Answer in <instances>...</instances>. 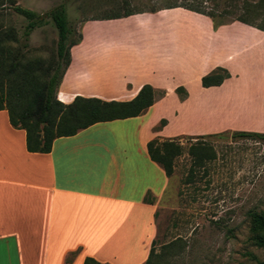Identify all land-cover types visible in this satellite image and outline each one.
Listing matches in <instances>:
<instances>
[{
  "label": "crops",
  "instance_id": "crops-1",
  "mask_svg": "<svg viewBox=\"0 0 264 264\" xmlns=\"http://www.w3.org/2000/svg\"><path fill=\"white\" fill-rule=\"evenodd\" d=\"M177 16L184 19L176 24ZM100 24L107 26L104 36L87 34ZM216 68L229 78L202 87L201 78ZM144 85L165 96L137 117L55 139L46 154L28 152L24 130L14 129L0 110V264H64L74 251L72 264L86 257L142 264L153 237L154 203L169 180L147 156V143L225 132L264 134V31L239 21L214 28L205 15L180 7L92 20L70 48L56 98L64 104L78 96L125 102ZM178 87L187 93L184 100L175 93ZM166 103L173 108L164 113ZM210 104L218 105L225 120L210 119L204 110ZM162 119L166 124L154 131ZM117 124L127 125V144L113 151L93 133ZM95 157L102 163L96 179L90 164ZM143 171L149 183L126 196L128 181Z\"/></svg>",
  "mask_w": 264,
  "mask_h": 264
},
{
  "label": "rangeland",
  "instance_id": "rangeland-1",
  "mask_svg": "<svg viewBox=\"0 0 264 264\" xmlns=\"http://www.w3.org/2000/svg\"><path fill=\"white\" fill-rule=\"evenodd\" d=\"M58 4L66 7L73 40L94 19L127 12L155 13L176 6L202 11L212 24L240 19L264 29V0H0V30L13 29L21 37L26 21L13 11L15 6L44 14ZM183 19L177 16L176 24ZM106 28L95 25L87 34L104 36ZM57 40L51 24L36 28L28 38L26 55L40 58L46 67L56 54ZM171 108L166 103L162 110L167 113ZM204 110L211 120H225L218 114V105L210 104ZM127 131V125L117 124L94 132L93 137L115 151L127 144ZM178 144L181 153L173 160V174L154 203L153 237L145 246L147 258L142 264L151 251V264H264V248L252 243L248 217L250 211L264 212V139L225 132L180 137ZM93 163L96 179L102 163L98 157ZM84 164L80 160V182L85 181ZM149 181L148 174L140 172L135 181H128L126 196L132 197Z\"/></svg>",
  "mask_w": 264,
  "mask_h": 264
},
{
  "label": "trees",
  "instance_id": "trees-1",
  "mask_svg": "<svg viewBox=\"0 0 264 264\" xmlns=\"http://www.w3.org/2000/svg\"><path fill=\"white\" fill-rule=\"evenodd\" d=\"M184 9L210 17L199 10ZM13 11L24 18L26 25L19 38L13 29L0 30V110L7 112L9 123L14 129L24 130L28 152L49 153L55 139L73 136L97 123L137 117L165 96V91L144 85L130 101H104L78 96L69 104L62 103L56 98V91L70 63V48L78 44L82 36L77 40L72 39L74 31L69 24L64 4H58L44 14L19 6L13 7ZM134 14L127 12L124 15L94 20L119 19ZM236 21L253 26L240 19ZM48 24L56 30L58 40L56 54L45 67L40 58H28L26 49L33 30ZM221 25L224 24L213 23L214 28ZM253 27L264 31L260 27ZM13 43L17 46L14 47ZM229 76L225 69L216 68L201 78V85L204 88L220 86ZM175 93L180 100L187 97L182 87L176 88ZM160 124L153 130L158 131L166 121L162 119ZM232 134L237 137L264 139V134L259 133ZM179 139L154 138L146 145L147 156L159 165L167 178L173 174L174 158L181 153ZM248 217L252 243L264 248V212L250 211ZM76 255V251L68 253L64 264H72ZM152 256L151 251L145 264H151ZM83 264L102 263L86 257Z\"/></svg>",
  "mask_w": 264,
  "mask_h": 264
}]
</instances>
